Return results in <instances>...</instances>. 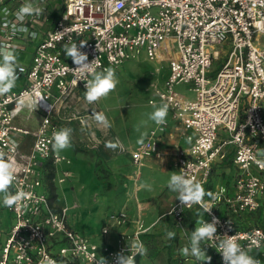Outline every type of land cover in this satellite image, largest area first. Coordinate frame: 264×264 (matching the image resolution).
Here are the masks:
<instances>
[{"label":"built area","instance_id":"2783aa9c","mask_svg":"<svg viewBox=\"0 0 264 264\" xmlns=\"http://www.w3.org/2000/svg\"><path fill=\"white\" fill-rule=\"evenodd\" d=\"M11 1L20 3L2 8L0 45L12 51L18 40H35L36 45L30 64H18L23 68V72L17 69L19 77H25L22 87L0 96V150L13 164L15 175L10 191L29 194L24 201L27 208L6 207L13 216L7 232L0 234V264H41L46 256L57 264H97L100 252L108 264H115V255L127 244L142 243L141 234L148 230L136 218L132 232L119 233L115 247H100L69 224L66 206L55 209L42 188L43 163L68 161L52 149L53 133L61 129L54 112L76 89L86 90L85 81L91 78L74 72L77 66L64 53L66 43L76 42L79 47L80 41H86L80 51L87 54L88 62L98 57L97 71L119 66L141 48L148 59L167 63V78L161 86H151L148 99L149 104L169 105L166 124L154 123L144 144L130 150L131 160L139 165L149 156H159L158 142L170 126L169 118L191 132L186 136L188 146L177 149L176 165L177 173L194 182L204 185L212 164L225 158L230 147L236 167L233 192L224 185L216 187L212 193L218 199L204 198L213 208L202 218L216 222V235H235L242 248L264 264V227H238L234 220L236 215L256 211L264 194V43L259 41L264 36V0H64L60 16L41 38L25 17L23 24L37 34L36 39L12 32L13 23L21 24L16 13L23 0ZM222 54L223 64L211 77L214 60ZM180 84H188L195 97L183 96L176 89ZM36 93L45 99L35 111L27 107L16 111L21 100L26 103ZM25 111L40 113L34 129L20 122ZM28 135L33 137L30 150L22 152ZM69 176L68 170H62L58 182ZM219 204L227 214L217 213ZM195 206L202 210L198 204L184 207L176 200L167 214L181 222L183 213ZM107 218L115 226L129 221L124 208ZM107 232L105 225L101 233ZM218 245L219 240L203 242L213 252L215 264H223Z\"/></svg>","mask_w":264,"mask_h":264},{"label":"crops","instance_id":"0c3cea01","mask_svg":"<svg viewBox=\"0 0 264 264\" xmlns=\"http://www.w3.org/2000/svg\"><path fill=\"white\" fill-rule=\"evenodd\" d=\"M25 0H23V3ZM34 4H37L41 6L44 9V12L39 16H28L26 23L32 28L34 31L38 33L40 38L46 34L48 30H50L55 22V20L60 16V13L62 12L63 3L64 0H32ZM18 1H11V0H0V37L4 34V28L1 26V20H2V8L5 7V5H9L12 7L19 6ZM22 3V4H23ZM21 5V4H20ZM36 45L35 40L26 39V41H16L13 51L16 56V60L18 64H24L29 65L31 62V58L33 57V50ZM165 80V79H164ZM163 80V81H164ZM25 82V77L20 76L19 79L16 82V87L12 90H18L22 87V85ZM163 84V82H162ZM152 85H158L157 82L153 81L150 83L149 86ZM77 91H74L73 95H71L66 102L65 106L60 105L58 107V110L54 112L53 119L56 121V123L59 124V121H57V116L61 110H64L65 113L69 114L72 112V109L77 108H85L87 107L86 103L82 101V103L78 102L76 100L77 95L83 89H76ZM151 95V94H150ZM151 97V96H150ZM77 103V104H76ZM101 112V110H98ZM25 111L22 115V118L20 121L23 124H26L29 128L34 129L38 121L40 119V113L38 112H32V113H26ZM37 113L38 115H33ZM27 116V117H26ZM67 118V116H66ZM91 118V117H90ZM86 119V123L83 122L82 125L87 124L90 128V131L87 133L86 137H81L78 134H75L74 131H76V126L79 125V122L73 121L69 123V128L72 129V143L76 145V141L83 142L84 148L76 145V147L84 152L83 150L87 147H90L88 149H92L91 152L95 154L97 158H99L102 161V165L106 166L104 168L105 172H103L105 175L102 177L99 176L98 169L94 170V177L100 178V182L102 183L103 187L105 189H108L110 192V198L109 196L107 198H104V201L107 203H115L117 206L116 209L110 210L106 215V220L108 219V214L119 210L121 208H124L129 216V221L127 223H124L122 226H115L111 225L109 221L107 220L106 223H103L101 228L105 225H108L109 232L106 234L101 233V229L99 231H96L94 234V237L96 240H91L90 237H88L92 242L97 243L100 247H102L104 244L110 246L111 248L115 247L117 244V238L119 236V233L121 232H132L134 228V220L136 218H140L143 220L144 226L148 227V230L141 234V241L142 244L146 243L145 237H147V234H151V231H149L151 228H153V225L155 224V221H157L161 215H164L168 212L169 208L174 204V202L177 200V193L169 191L166 184L167 181L171 175V172H177V165H176V155H177V149L179 147H186L189 144V140L187 139V134H191V132L184 131L182 127H180L179 123L177 121L171 120L169 118V127L166 130L167 132L161 137L160 141L158 142V151L159 156L152 155L147 158H145L141 164L135 165L133 164L131 157H130V150L135 148L138 143L132 142L130 144H127L123 141L122 138H120L119 135L116 133L113 135L111 134V129L109 127L104 126L103 124L97 122L95 119ZM70 119V118H67ZM85 121V120H84ZM148 126L145 129L144 132L149 131L151 127L154 126V122L151 120H148ZM60 125V124H59ZM61 128H63L60 125ZM67 127V126H65ZM112 136H114L115 141H113ZM80 139H79V138ZM33 137L31 135H28L23 138L22 144H21V151L22 152H28L31 147ZM119 141V146L116 148L109 147L108 144L110 142L115 143ZM125 149V150H124ZM227 154L225 158L216 160L212 164L213 173H210L208 181L202 185L203 188L206 191H213L216 187L219 185H224L226 189L230 192H233V180L236 173V167L232 163V156L233 153L230 149V147H227ZM61 154V153H60ZM63 155V154H61ZM65 156V155H63ZM66 157V156H65ZM66 159L68 161L60 162L56 165L52 164L49 161H46L43 163L42 166V172L44 175V166L46 164H50L55 170H54V177L53 181L55 182V188H56V198H50L51 201H53V207L55 209H60L62 206H67L66 204L62 203L61 201H58V186L60 184L64 186V183L67 182V180L71 177V171L66 167L67 164L71 162L70 158ZM66 163V164H63ZM211 168V169H212ZM62 170H68L70 172V176L65 179L62 182H58V177H60ZM143 174L145 176H148V180H143L140 182V179H143ZM145 183L151 184L152 190L148 191L142 185ZM43 184L42 188L47 191V185L43 178ZM70 188H74L73 185H70ZM204 198H209V196L205 195ZM130 203L133 206V209H126L125 204ZM260 204H264V194L261 197ZM76 205V203H75ZM3 206V205H2ZM216 207V211L220 215L227 214V211L225 209V206L223 204H219ZM1 207V204H0ZM70 207V206H68ZM151 207L153 208L152 210ZM4 210H7L6 207H4ZM6 208V209H5ZM196 208L199 207H193L190 210L187 211L186 216H190L189 212H194ZM200 209V208H199ZM147 211L146 217L153 216L151 222L149 224L145 225V220L143 217V212L145 213ZM263 211L260 210V214ZM244 212L239 215H236L234 217L235 223L238 227H249L252 225H256L259 223L260 216H257V211L253 212ZM10 214V213H9ZM11 215V214H10ZM142 215V216H141ZM12 216H7L1 218V220H7L11 217L9 222L12 221ZM204 216L203 211L200 209V214L198 216V219H201ZM183 219V218H182ZM197 219V220H198ZM186 221V220H185ZM8 222V223H9ZM263 222V220H262ZM69 224L77 230L76 226L73 225L71 222ZM162 226V227H161ZM167 223H162L160 226L157 227L156 233H161L166 228ZM196 226V224H195ZM161 227V228H159ZM1 228V226H0ZM9 227L5 228L4 230L7 232V229ZM195 229V228H194ZM1 230V229H0ZM78 231V230H77ZM79 232V231H78ZM175 232V237L172 239H169L171 244L180 251L184 246L189 244V238L191 235V229L190 226H188V232L184 236L187 237L186 240L182 241L180 239L179 230ZM128 243L129 241L126 240L125 243ZM147 244V243H146ZM145 244V245H146ZM202 247L203 243H202ZM205 248V247H204ZM207 253L209 254V257H211L210 264H215V257L211 250L206 249ZM99 256H104L102 252H100ZM190 256H183L181 257L179 254L177 257L167 256V260L170 261V259H175L173 264H200V262L197 261V263L194 262H188ZM186 262V263H185ZM148 264H155L153 261L148 262ZM168 264V263H167ZM204 264H207V262H204Z\"/></svg>","mask_w":264,"mask_h":264},{"label":"rangeland","instance_id":"374dc122","mask_svg":"<svg viewBox=\"0 0 264 264\" xmlns=\"http://www.w3.org/2000/svg\"><path fill=\"white\" fill-rule=\"evenodd\" d=\"M259 41L262 45L264 43V36H260ZM224 58L225 56L222 54L218 59L214 60L211 77L215 75L220 64H223ZM113 68L116 71V77L119 81L115 90L110 92L107 97L101 98L91 104L84 98V92L86 90L81 91L79 95H77L76 100H78V102L81 101L80 103L84 101L87 107H80V109L74 108L69 114L61 110L56 120L59 121L62 127H68L69 123L77 121L79 125L76 126V131H74L75 134L86 137L90 128L87 124L82 125V123H86V119L90 117V119L94 120V113H102L111 124L109 127L111 129V134L114 135L116 133L127 144L138 141L141 132H144L148 126V114L153 111L151 104L148 103V99L152 92V87L149 85L153 81L157 82L158 86L162 85L163 80L167 78L169 73L168 65L165 61L148 59L143 48H141V51L136 57L127 59L119 66ZM187 85L188 84L177 85L176 89L181 92L183 96L194 98V91L188 90ZM98 110H101V112ZM33 115L38 114L35 113ZM66 116L70 119H67ZM142 121H147V124L141 125ZM137 126H140V131L136 130ZM218 132L220 136L225 135L222 129H219ZM112 139L115 141L114 136H112ZM76 145L84 148V144L80 142V140L76 141ZM76 145L72 143L70 149L60 152L71 159V162L66 166L71 171V177L64 183V186L61 184L58 186V201L70 206L67 210L68 222L75 225L81 234L90 237L91 240H96L94 234L101 229L103 223L107 222V213L120 205L104 201V198L108 196L110 198V192L103 187L100 178L94 177L93 171L96 169L100 171V177L105 175L103 172H105L104 168H106V166L102 165V161L97 158L93 152L90 153V151H92V149H88L90 147L86 146L83 150L84 152H82L81 150L79 151ZM148 178V176L143 174V179L141 178L140 182L148 180ZM52 183L55 188L56 185L53 179ZM70 185H73L74 188H70ZM54 191V198H56V188ZM75 203L76 205L73 206ZM125 207L126 209H133V206L128 202L125 204ZM152 209L151 207L150 210ZM9 213L8 209L4 210L1 204L0 217L11 216V213ZM147 214V211H145V213L143 212L142 218L145 220V225L153 221V216L146 217ZM1 218L0 234L4 236L6 232L4 229L9 227L12 221L9 222L11 217L7 220H1ZM165 222L167 226L164 231L156 233L157 227ZM178 222L179 221L170 214L166 213L161 215V217L155 221L153 228L149 230L151 234H147V237L144 239L147 243H145L146 245L143 244L147 249V254L143 257L137 255L136 264H148V262L152 261L155 264H173L175 259H173L174 261L172 259L168 261V255L171 256V258L177 257L178 254L183 257L181 252L171 244L167 236L169 231L173 232L175 229L176 231H180V239L182 241L186 240L187 237L185 236L188 232L187 221L183 218L181 222ZM183 233H186V235ZM206 255L209 256L207 251ZM189 258L188 262L197 263L194 257L190 256Z\"/></svg>","mask_w":264,"mask_h":264},{"label":"clouds","instance_id":"9594fccd","mask_svg":"<svg viewBox=\"0 0 264 264\" xmlns=\"http://www.w3.org/2000/svg\"><path fill=\"white\" fill-rule=\"evenodd\" d=\"M111 2V0H109ZM7 13V9H5ZM44 12V9L37 4H34L32 0H25V2L19 7L16 17L21 22L18 26L13 23L11 25L12 32L24 33L31 35L33 39L37 38L35 32L29 33V29L23 24L25 17L39 16ZM86 41H80L79 47L76 42L66 43L64 47V53L66 57H70L73 63L77 66L72 69L74 72L90 75L91 78L85 82L86 91L84 92L85 100L91 104L105 98L110 92L114 91L119 83L116 77V71L113 67H104L101 71L96 69L100 67L98 57L88 62V56L86 53L80 51L85 47ZM23 72V68L18 66L14 51L10 50L6 45H0V96H5L10 93L13 88L16 87V82L19 79V74ZM45 98L39 93H36L33 98H30L26 103L21 100L17 105L16 111L27 107L35 111L42 100ZM153 111L148 114V120L153 121L157 126H163L166 124V118L169 111L168 104L157 105L155 101H150ZM95 120L106 127H110L111 124L107 117L102 113H94ZM147 121H142L141 125H146ZM137 131H140V126H137ZM72 129L69 127H63L53 133L52 149L55 153L59 154L61 151L70 149L72 147ZM147 137V132H141L140 138L137 143L144 144V140ZM109 147L116 148L119 146V141L108 144ZM260 163V161H257ZM264 166V165H262ZM15 180L13 164L6 159V153L0 150V204L4 207L12 208L13 206H23L27 208V204L24 203L28 197V193L18 190L15 193L10 191L13 182ZM169 191L177 193V200L184 207H191L194 204L200 205L203 213L211 211L213 206L210 203L204 201L205 195L211 197L213 200L218 199L213 195L211 191H206L200 183L194 182L193 179L186 178L182 173L171 172V175L166 184ZM146 190L151 191V184L145 183L142 185ZM217 228L216 222H206L201 218L196 221V226L189 238V244L180 249L183 256L194 257L200 264H210L211 257L206 255V250L202 247L204 241L219 240L218 252L221 253L223 264H260V262L254 259L245 251L244 248L237 242L235 235L233 236H218L216 235ZM175 232L169 231L167 236L169 239L175 237ZM147 254V249L142 243L127 244L126 250L115 255V264H136V257L139 255L143 257ZM41 264H57V261L45 257ZM97 264H108L107 258L100 256Z\"/></svg>","mask_w":264,"mask_h":264},{"label":"trees","instance_id":"16d2710c","mask_svg":"<svg viewBox=\"0 0 264 264\" xmlns=\"http://www.w3.org/2000/svg\"><path fill=\"white\" fill-rule=\"evenodd\" d=\"M44 181L46 182V185H47V192L49 194V197L50 198H53L55 196V188H54V185L52 183V179H53V176H54V168L50 165V164H46L44 166ZM213 171V168L211 169V172ZM213 173V172H212ZM190 210V209H188ZM186 210L184 213H183V216L182 218H185V220L187 221V225L190 226V229L191 231L194 230L195 228V224H196V221L198 219V216L200 214V209L199 208H196V210L194 212L191 213V211L189 212L190 216H186L185 217V214H187V211ZM260 210H262L263 214H260ZM257 211V216H260L262 215L261 217H258L259 218V223L256 224V225H259V226H263L264 227V204H260V207L256 210ZM255 212V211H254ZM252 214H254L253 212H251ZM260 214V215H259ZM263 220V222H262Z\"/></svg>","mask_w":264,"mask_h":264},{"label":"bare ground","instance_id":"6f19581e","mask_svg":"<svg viewBox=\"0 0 264 264\" xmlns=\"http://www.w3.org/2000/svg\"><path fill=\"white\" fill-rule=\"evenodd\" d=\"M74 205H75V204H73V206H74ZM68 208H69V207H68V206H66V210H68Z\"/></svg>","mask_w":264,"mask_h":264}]
</instances>
